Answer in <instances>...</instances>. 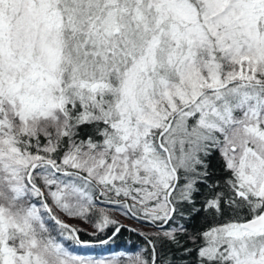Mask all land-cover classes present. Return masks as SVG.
I'll list each match as a JSON object with an SVG mask.
<instances>
[{
	"label": "snow or ice",
	"instance_id": "snow-or-ice-1",
	"mask_svg": "<svg viewBox=\"0 0 264 264\" xmlns=\"http://www.w3.org/2000/svg\"><path fill=\"white\" fill-rule=\"evenodd\" d=\"M0 264H264V0H0Z\"/></svg>",
	"mask_w": 264,
	"mask_h": 264
},
{
	"label": "trees",
	"instance_id": "trees-1",
	"mask_svg": "<svg viewBox=\"0 0 264 264\" xmlns=\"http://www.w3.org/2000/svg\"><path fill=\"white\" fill-rule=\"evenodd\" d=\"M123 223V222H122ZM128 225V224H125ZM135 240V237L128 233V232H122V234L117 238L116 245H124V244H130Z\"/></svg>",
	"mask_w": 264,
	"mask_h": 264
},
{
	"label": "rangeland",
	"instance_id": "rangeland-1",
	"mask_svg": "<svg viewBox=\"0 0 264 264\" xmlns=\"http://www.w3.org/2000/svg\"><path fill=\"white\" fill-rule=\"evenodd\" d=\"M118 219H121V221L124 223V224H132V226L133 227H135L136 225H134L133 224V222L132 221H130V220H127V219H124L123 217H117ZM70 223H77V222H75V221H69Z\"/></svg>",
	"mask_w": 264,
	"mask_h": 264
}]
</instances>
